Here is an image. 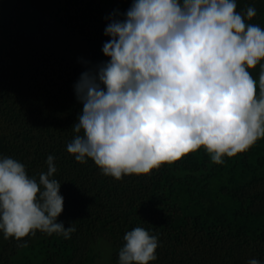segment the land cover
<instances>
[{
    "label": "trees",
    "instance_id": "16d2710c",
    "mask_svg": "<svg viewBox=\"0 0 264 264\" xmlns=\"http://www.w3.org/2000/svg\"><path fill=\"white\" fill-rule=\"evenodd\" d=\"M8 3L0 13V157L18 160L38 179L54 156L64 198L58 220L76 231L65 239L37 230L20 241L0 232V264H91L100 241L110 247V263L119 264L124 236L136 227L158 237L149 264H264V138L223 164L200 148L121 180L67 152L83 108L73 87L83 62L109 59L102 51L110 40L106 18L125 13L133 0ZM236 4L239 13L254 7L248 23L264 29V0ZM260 70H249L257 93Z\"/></svg>",
    "mask_w": 264,
    "mask_h": 264
},
{
    "label": "clouds",
    "instance_id": "9594fccd",
    "mask_svg": "<svg viewBox=\"0 0 264 264\" xmlns=\"http://www.w3.org/2000/svg\"><path fill=\"white\" fill-rule=\"evenodd\" d=\"M236 8V0H133L125 13L107 17L110 40L102 51L109 59L83 62L73 86L83 108L67 152L121 180L200 148L223 164L264 138V29L248 23L254 7ZM257 65L258 93L249 71ZM54 161L49 155L37 179L18 160L0 157L5 239L20 241L37 230L70 239L76 231L58 220L64 198ZM124 241L119 264L157 259L158 237L148 230L136 227Z\"/></svg>",
    "mask_w": 264,
    "mask_h": 264
},
{
    "label": "rangeland",
    "instance_id": "374dc122",
    "mask_svg": "<svg viewBox=\"0 0 264 264\" xmlns=\"http://www.w3.org/2000/svg\"><path fill=\"white\" fill-rule=\"evenodd\" d=\"M12 1V0H11ZM10 0H0V13L5 12L8 9V2H11ZM0 248H1V242H0ZM97 251H98V257L91 263V264H111L110 263V247L107 243L100 241L97 244ZM20 259V258H19ZM20 262H17L16 264H19ZM37 260L33 258L31 260V263L29 264H36Z\"/></svg>",
    "mask_w": 264,
    "mask_h": 264
}]
</instances>
